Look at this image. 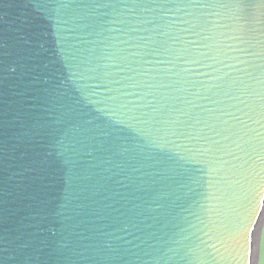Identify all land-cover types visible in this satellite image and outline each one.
Here are the masks:
<instances>
[{
    "label": "water",
    "instance_id": "1",
    "mask_svg": "<svg viewBox=\"0 0 264 264\" xmlns=\"http://www.w3.org/2000/svg\"><path fill=\"white\" fill-rule=\"evenodd\" d=\"M264 0H0V264H264Z\"/></svg>",
    "mask_w": 264,
    "mask_h": 264
},
{
    "label": "snow or ice",
    "instance_id": "2",
    "mask_svg": "<svg viewBox=\"0 0 264 264\" xmlns=\"http://www.w3.org/2000/svg\"><path fill=\"white\" fill-rule=\"evenodd\" d=\"M259 247L261 250H264V234H262L260 237Z\"/></svg>",
    "mask_w": 264,
    "mask_h": 264
}]
</instances>
